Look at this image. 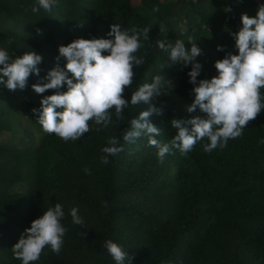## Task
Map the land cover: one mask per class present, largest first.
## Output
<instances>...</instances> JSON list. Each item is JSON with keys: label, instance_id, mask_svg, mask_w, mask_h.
<instances>
[{"label": "trees", "instance_id": "16d2710c", "mask_svg": "<svg viewBox=\"0 0 264 264\" xmlns=\"http://www.w3.org/2000/svg\"><path fill=\"white\" fill-rule=\"evenodd\" d=\"M134 1L55 0L48 12L38 0H0V49L11 59L30 50L44 57L39 77L33 73L26 89L0 85V134H13L0 144V264H22L12 247L56 203L63 207L61 223L67 229L61 251L45 247L33 264H116L104 247L109 239L134 256L132 264H264V109L240 137L211 153L203 150L209 143L205 138L186 156L172 149L161 162L148 136L133 144L122 139L131 119L149 108L132 105V92L156 75L172 80L174 87L155 101L163 108V115L149 118L161 130L155 139L169 143L174 138L173 118L206 115L199 109L186 111L194 101L191 65H170L157 40L174 43L175 37L190 50L191 38L202 49L196 58L202 65L197 79H211L218 75L217 60L238 54L231 33L242 27L241 15L256 16L264 0ZM34 7L39 11L34 13ZM174 15L185 30L172 36L168 30ZM114 23L122 29L151 28L150 39L142 40L135 53L144 63L134 67L133 83L125 89L129 104L122 119L113 109L107 127L90 121V131L75 141L45 132L32 110L57 90L38 94L31 86L46 82L42 78L56 65L61 45L79 37L108 39ZM204 45L215 51L216 59L207 60ZM58 62L66 64L63 57ZM59 91H67V85ZM261 96L264 103V88ZM111 137L120 140L124 151L104 164L102 149ZM18 185L27 190L16 192ZM72 208L86 226L72 222Z\"/></svg>", "mask_w": 264, "mask_h": 264}, {"label": "clouds", "instance_id": "9594fccd", "mask_svg": "<svg viewBox=\"0 0 264 264\" xmlns=\"http://www.w3.org/2000/svg\"><path fill=\"white\" fill-rule=\"evenodd\" d=\"M54 3L55 0H38L39 7L48 12L52 11ZM38 11L39 8H33L34 13ZM153 11L159 9L154 8ZM241 22L239 31L231 33L238 54L228 53L225 58L217 60L215 68L218 75L211 79H197L202 65L196 57L202 54V49L191 38L188 41L192 45L190 50L183 40L176 39L174 43L165 39L156 41L158 48L168 54L170 65H191L188 76L189 82L194 85V101L186 106V111L196 113L199 109L206 115L173 118L170 123L177 130L174 138L169 143L155 139L161 130L149 118L153 114L163 115V108L157 107L155 101L174 87L172 80L156 75L151 83H144L132 92V105L144 103L149 108L142 111L139 117L132 118L130 127L124 129L122 139L126 144H133L141 136H148L149 144L158 150L157 155L162 162L172 149L186 156L198 141L207 138L209 143L203 145V150L211 153L217 147H226L229 139L243 134V129L264 109L261 96V89L264 88V4L259 6L254 17L243 13ZM150 31L149 27L122 29L114 23L110 26L108 39L79 37L66 46L61 45L56 65L42 78L46 82L31 86L38 94L57 90L41 100L40 109L32 110L38 113V123L43 130L64 141H75L90 131V121L107 127L112 121L113 109L115 116L122 119L129 104L125 89L133 83L134 67L144 63L143 58L135 53L141 48L142 40L146 42L150 39ZM36 32L43 35L40 28ZM220 50L223 49L218 46ZM61 57L66 60L64 67L58 62ZM43 60V55L35 50L11 59L6 50L0 49V85L12 91L26 89L33 73L39 77V66ZM65 85L67 91H59ZM260 143H264V140ZM107 144L102 149L105 155L101 157V162L104 164L109 163L110 156L124 151V146L116 137L109 138ZM84 171L90 174L89 169L85 168ZM104 204L107 207V202ZM70 215L74 224L86 226L77 208H72ZM64 216L62 205L56 203L33 220L12 247L14 259L22 264H33L39 260L45 247L59 254L67 231L61 223ZM104 247L116 264H125L126 261L132 264L134 256L130 257L117 243L109 239L104 242Z\"/></svg>", "mask_w": 264, "mask_h": 264}, {"label": "rangeland", "instance_id": "374dc122", "mask_svg": "<svg viewBox=\"0 0 264 264\" xmlns=\"http://www.w3.org/2000/svg\"><path fill=\"white\" fill-rule=\"evenodd\" d=\"M166 3H176L180 0H163ZM140 2L139 0H135L133 2L134 5H138ZM172 28H170L171 31L168 30L169 34H171L172 36H174V31H180V30H185V26L183 23V20L178 16V15H174L170 18V26ZM177 38H173V40L175 41ZM226 45V44H225ZM233 47H235V44H232ZM204 49H205V53H206V58L207 60H213L217 58V55L215 53L214 50L209 49L206 45H204ZM197 58V57H196ZM24 125V124H23ZM13 138V134L12 133H2L0 134V144H5L7 142H9L11 139ZM27 190L25 185H18L15 187V191L16 192H25Z\"/></svg>", "mask_w": 264, "mask_h": 264}]
</instances>
